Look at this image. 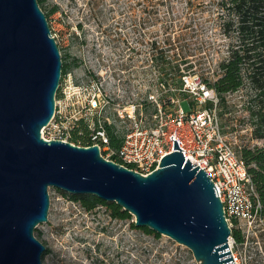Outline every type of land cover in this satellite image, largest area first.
Segmentation results:
<instances>
[{
    "label": "water",
    "instance_id": "water-1",
    "mask_svg": "<svg viewBox=\"0 0 264 264\" xmlns=\"http://www.w3.org/2000/svg\"><path fill=\"white\" fill-rule=\"evenodd\" d=\"M61 75L37 0H0V264H42L45 246L33 232L48 219L49 187L115 202L135 226L186 246L197 264H234L216 186L175 138V150L142 174L106 159L97 144L42 137Z\"/></svg>",
    "mask_w": 264,
    "mask_h": 264
},
{
    "label": "rangeland",
    "instance_id": "rangeland-1",
    "mask_svg": "<svg viewBox=\"0 0 264 264\" xmlns=\"http://www.w3.org/2000/svg\"><path fill=\"white\" fill-rule=\"evenodd\" d=\"M42 6L60 54L78 61L69 68L74 82L81 73L97 74L115 101H144L146 118L153 111L145 104L148 95L161 93L158 80L168 81L162 97H180L181 69L211 80L237 44L220 23L219 0H44ZM252 97L245 85L221 103L222 130L238 152L264 145L248 111ZM180 105L185 111L191 107L182 97ZM60 191L48 188V219L33 232L45 246L42 264H197L186 246L132 225L133 215L116 219L104 206L86 211ZM254 229L241 259L264 264V222L256 221Z\"/></svg>",
    "mask_w": 264,
    "mask_h": 264
},
{
    "label": "built area",
    "instance_id": "built-area-1",
    "mask_svg": "<svg viewBox=\"0 0 264 264\" xmlns=\"http://www.w3.org/2000/svg\"><path fill=\"white\" fill-rule=\"evenodd\" d=\"M217 66L220 73L219 63ZM181 71L176 89L182 91V96L162 97V88L168 85V81L158 80L161 93L148 95L145 104L152 105L153 111L146 118L144 101H115L105 90L103 77L81 73L74 82L73 72L68 70L61 75L55 111L42 128L41 135L45 139L70 141V129L82 120L89 129L91 144H97L106 159L142 174L156 169L160 158L175 150V138L183 149L178 150L183 153L184 160L188 158L195 163L192 167L203 168L216 186L228 225L239 228L243 236L241 242H236L231 235L228 237L230 254L234 264H247L241 254L256 236V221L259 224L264 219L246 166L222 130L219 96L207 82L214 80L219 73L211 80H203L195 73ZM181 97L191 104L189 110L185 111L180 105ZM108 125L119 139L116 147L111 145Z\"/></svg>",
    "mask_w": 264,
    "mask_h": 264
},
{
    "label": "trees",
    "instance_id": "trees-1",
    "mask_svg": "<svg viewBox=\"0 0 264 264\" xmlns=\"http://www.w3.org/2000/svg\"><path fill=\"white\" fill-rule=\"evenodd\" d=\"M40 9L43 10L44 0H37ZM219 7L224 10L220 23L224 32L235 34L237 44L229 49L228 58L219 63L221 70L218 76L212 81H207L217 92L220 102H225V95L228 92L237 90L247 85L251 91L252 105L248 108L252 119L257 122V136L264 137V0H219ZM52 8L49 12H54ZM47 16V13L44 12ZM62 76L78 64L77 59L67 61L61 55ZM189 67V64H186ZM206 80V79H205ZM58 96V92L56 93ZM111 145H119V139L113 132L111 126H107ZM69 140L78 145H90L92 142L89 136L87 124L82 120L70 129ZM240 158L243 160L247 172L254 184L261 208L260 215L264 219V145L253 147H242L239 150ZM71 200L76 201L84 210L91 211L98 206H104L110 216L116 219H129L132 215L123 210L115 202H108L92 194H69L60 191ZM235 223V219H233ZM133 225V222L131 223ZM147 232L152 230L142 227ZM156 235H158L156 233ZM231 236L236 242H241L243 236L241 230L234 225L231 227Z\"/></svg>",
    "mask_w": 264,
    "mask_h": 264
}]
</instances>
